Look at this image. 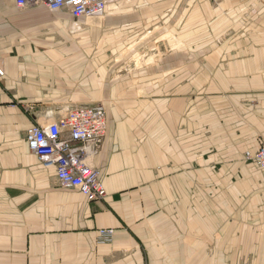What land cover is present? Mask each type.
Listing matches in <instances>:
<instances>
[{"label":"crops","instance_id":"0c3cea01","mask_svg":"<svg viewBox=\"0 0 264 264\" xmlns=\"http://www.w3.org/2000/svg\"><path fill=\"white\" fill-rule=\"evenodd\" d=\"M107 2L75 48L83 17L0 0V264H264V0ZM58 101L107 110L104 199L28 147Z\"/></svg>","mask_w":264,"mask_h":264},{"label":"built area","instance_id":"2783aa9c","mask_svg":"<svg viewBox=\"0 0 264 264\" xmlns=\"http://www.w3.org/2000/svg\"><path fill=\"white\" fill-rule=\"evenodd\" d=\"M20 8L46 5L51 10L66 9L75 17H104L107 0H16ZM5 75L0 58V78ZM108 129L107 110L102 103L69 108L60 119L38 123L27 129L28 147L45 166H55L60 186L76 189L89 200L107 196L100 171L88 163L93 144H101ZM245 159L264 170V141L256 151L247 150ZM102 236L112 237L113 228H103Z\"/></svg>","mask_w":264,"mask_h":264},{"label":"rangeland","instance_id":"374dc122","mask_svg":"<svg viewBox=\"0 0 264 264\" xmlns=\"http://www.w3.org/2000/svg\"><path fill=\"white\" fill-rule=\"evenodd\" d=\"M42 10L44 12H51V13H68L69 11H67L66 9H61V10H51L50 8H48L46 5L44 4H40V5H36V6H28V7H24V8H20L19 7V10L23 11H31V10ZM109 11V10H108ZM106 16V15H105ZM104 16V17H105ZM104 17H93V18H85L83 17L80 25L79 24H71V26L68 25V27H66L68 30H69V34H72V35H76V39H77V35H80L84 30H88L89 28H94V26H97L99 20L101 18H104ZM77 20V19H76ZM67 23H71V22H67ZM61 30V29H60ZM63 34H68L66 32H63ZM75 48H89L88 46L85 47L83 45V42H80L78 39L77 41H75ZM94 48V47H93ZM166 48H164L165 50ZM189 49V48H188ZM150 52L149 53H145V52H142V53H137L135 54V57H134V64L136 65H143V64H146V63H150L154 60H157L159 57H157V55H155V52L152 51V50H149ZM59 91L60 92H63L64 91V86H59ZM95 103H102L101 101H97V102H93V103H89V102H80V101H69V102H66V101H58V106L64 108V110L67 108H71L75 105H80V104H95ZM246 152V151H245ZM244 156H245V153H244Z\"/></svg>","mask_w":264,"mask_h":264}]
</instances>
